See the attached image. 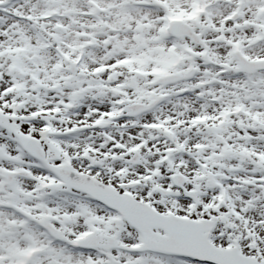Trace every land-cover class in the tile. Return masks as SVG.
<instances>
[{
  "label": "bare ground",
  "instance_id": "6f19581e",
  "mask_svg": "<svg viewBox=\"0 0 264 264\" xmlns=\"http://www.w3.org/2000/svg\"><path fill=\"white\" fill-rule=\"evenodd\" d=\"M171 6L176 8L177 5L183 6L187 3V0H170ZM227 3L226 0H222ZM257 1V0H255ZM64 0H57L56 6H61ZM102 2V0H101ZM55 3V2H53ZM103 3V2H102ZM228 3L233 6L235 1L229 0ZM104 4V3H103ZM190 4V2H189ZM39 5V4H37ZM82 3L74 0L73 7H81ZM19 8V7H17ZM22 11H27L28 8L20 7ZM74 10V8H71ZM153 11H143L138 9L125 10L119 14H117V18H114V24H121L124 28L129 25H134L135 27H139L141 22H139V18L150 19ZM246 14L248 16L251 15L250 6L246 7ZM183 15V14H182ZM1 17V15H0ZM214 18H217L216 22H209V25H212L215 30L226 31L230 33V37L228 40H237L241 43V40H244L246 36L237 35L234 28H231L230 25H226L225 23H219V15H216V11L214 13ZM1 19V18H0ZM151 20V19H150ZM197 20V19H196ZM253 20V19H252ZM86 21V20H84ZM81 19L75 18L71 16L69 18V23L72 25L71 29L68 32H57V36L60 37V44L63 42H67L64 45L63 52L66 54L75 51V49L79 47L80 44H85L90 39L79 38L77 35L78 29L74 30V27H80V22H84ZM254 21V20H253ZM198 24V21L194 23V25ZM8 30L11 35H13V39L7 40L6 36L0 33V47L5 46L9 48L10 51L6 56L0 55V73H2V78L4 80H9L13 78V74H8L5 71L6 62H14L16 64V71L13 73H21L26 71L35 72L39 77V86L40 90H44V84L47 79L50 77H56L61 75L60 70L56 69L55 66L52 67V63L50 59L54 57V53L50 51H40L39 50V41L37 38L31 33L29 29L26 28L24 24H19L16 26L12 21H8L7 23ZM224 28V29H222ZM153 27L149 30L141 29L140 38L138 42L135 44L134 40L126 39L125 37L119 38V40L114 43L102 45L100 43H88L84 47L85 55L81 59V63L84 67L89 65H94L96 62L100 63L105 61L109 53L114 55L125 54V53H133V50L139 48V52H145L143 61L144 62H135L137 66L141 67H150L151 69H160L162 64H164L169 58V53L165 52V49L159 47V49H154L157 47L151 40L153 35V31H151ZM247 30L253 32V28L250 29L249 26L246 27ZM255 31H258V27H255ZM147 37H150V40H146ZM20 43L24 47L22 54H17L13 51L14 44ZM227 42L221 43L219 45L212 46V57L217 55L216 49H224V45ZM126 46V47H123ZM264 47V43L260 46H257L252 50V55H258L262 52V48ZM80 48V47H79ZM145 48V49H141ZM82 48H80L81 50ZM134 54V53H133ZM148 56V57H147ZM180 57V55H177ZM93 57V58H92ZM120 59V58H119ZM150 59V61H147ZM215 59V58H213ZM199 62V57L194 58L190 61L189 64L197 65ZM86 65V66H85ZM198 67V69H197ZM196 67V71L198 74L205 78L208 75V72L204 69H200V66ZM109 71L113 74V78L110 77L109 80H114L119 83L118 89H122L124 91L118 92V95H129V99L135 97L138 92L144 91L145 82L149 80V78H145L143 76H136L130 72L129 64L126 67H109ZM79 71V70H78ZM98 73V71L96 72ZM215 74H211V78H218V84L214 87H204L200 88V93H203L204 97H208L210 93H213L214 96H219L220 100L215 103V101L211 100L202 104L194 103V99L191 97H186L181 99L180 101H172L165 108L166 111L172 110L174 115H179L178 119L181 123H183V119H185L190 113L201 110V111H217L218 108H222V113H228L229 110H226V106L232 103H241L244 102V106L246 111L241 116H226L224 120H221L219 123L209 122L207 124H203L202 127L193 128L191 130L184 128L183 124L180 126H176L173 130L174 133H164L161 135H168L169 139L177 144V136H188L190 137V142L193 140V143L196 142V146L200 147L199 150L193 149L194 146H189L186 152L182 155L180 152H173L174 161L168 162L166 167L163 169V172L158 175L156 180L152 183L143 182L141 180V173L136 172L138 167L133 169H127L126 176L127 178L134 181L137 185L134 187L133 192L135 195L140 197L141 199L146 198L145 189L148 190L156 189L157 187L166 185V174L164 171L169 170L171 172H181L183 173L186 179V186L190 188V186H194L197 189L198 195L202 198L203 195H210L211 199L207 204L210 205V210H219L217 213L219 215H223L221 217H225L230 226L236 229L235 225L242 224L243 221H240L241 218L247 217V220L251 223L255 218L258 219L260 217H264V208L260 207L258 204L259 199L264 196V186L259 184H253L254 178L249 173L253 172L250 166V160H254L257 170H264V157L258 159V152L264 153V136H261V130H258V126L264 123V74H258L255 78L249 77L250 80L248 83L242 82V76L238 78H232V75H228L229 79L223 78V75L214 76ZM17 82L20 80L18 78H13ZM102 80L98 78V75H93L90 72L83 74L82 76L75 75L74 82H76V86L81 89L79 94L71 93V86H68V91L65 89H60L56 91L52 96H45L43 99L41 96L38 98L42 100L48 101H31L37 105L43 104H53L58 103L54 102L60 99H74V100H86L85 96L87 93H92L91 91L94 88H98V81ZM21 82H25L21 80ZM109 82V81H107ZM107 82H104L106 84ZM146 82V83H147ZM103 83V82H101ZM194 84V83H192ZM191 84V85H192ZM189 85V86H191ZM104 86H102L103 88ZM178 87V86H177ZM43 89V90H42ZM172 89L171 87L167 88V90ZM179 89V88H178ZM160 91V90H159ZM17 94L14 96H18ZM26 96V95H22ZM97 104H101V102H107L109 98L108 94L102 90L101 88L97 90L95 94ZM243 106V105H242ZM243 106V107H244ZM155 113H153L154 116ZM178 121H175L176 124ZM248 130L253 136L247 133ZM109 135H116L118 138L122 139L124 143L128 140L126 139L127 133L116 132L109 130ZM153 135V134H151ZM158 136V137H157ZM153 136L155 140L160 137V135ZM74 143H69L67 141L62 142V147L68 150L70 153L79 150L80 144L84 143V136L74 137ZM164 138L160 137L159 139ZM263 138V139H262ZM263 141L262 144H259V140ZM132 141V140H131ZM130 141V142H131ZM92 144H97L96 141H92ZM250 146L249 151L251 153L245 151V148ZM0 146L2 149L10 148L9 145H5L4 142L0 141ZM151 148L149 147L146 153H143L140 156V164H151L153 160V153L157 152L158 149H161L160 146L152 149V152L149 151ZM252 149V150H251ZM223 153L224 156H221L219 153ZM168 161V160H167ZM166 161V162H167ZM196 161L201 162V166L195 165ZM10 162V160H9ZM165 162V163H166ZM107 163L110 166L109 161ZM198 168V169H196ZM147 168H143V171H146ZM197 170H202L205 174L208 175L209 179H213L211 183H208L207 179L205 182H201L198 179ZM102 171V172H101ZM107 167L103 165L101 169H97L98 173L107 172ZM239 173L240 175H237ZM124 174V172H123ZM109 180L114 181V177L111 178L109 174H104ZM30 179L32 178L31 175ZM234 177L241 180V185H239V190H234V185L226 184L223 182L224 179ZM206 187V188H205ZM205 188V189H204ZM218 189V194H214V192ZM220 189H226L228 193L227 198H223V203L219 206L213 204L212 201L217 203V196L220 194ZM152 201L153 207L157 208L159 212L164 213L165 209H172V212H176L179 215H183L185 212L192 213L195 209L188 208L187 203L183 202V200H165L162 196L156 194V199L152 193ZM35 200V199H30ZM77 206L81 209V213H77L75 210L65 211L67 217H60L58 221L61 234L69 235L70 234V226L72 225V231L76 229H81L86 225L92 223L93 225L100 227V231L102 234L116 230L118 233L119 241L117 242V246L120 249L123 248L122 241L131 240L134 238V235L131 232L124 233L123 229L118 231L115 224L109 223L105 220L103 216H95L92 212L96 210L89 207L84 201L77 202ZM205 205V204H204ZM206 206V205H205ZM197 210V209H196ZM232 210H234V214L232 216ZM230 212L231 214L227 217L225 215L226 212ZM215 212V211H213ZM217 215V214H216ZM232 216V217H231ZM7 217V213L0 211V264H15L16 259H20V253L22 252V248L26 244L32 243V247L41 246L43 236L38 234H33L34 231L32 228H29L27 231H21L20 233L16 230L13 231H5L3 228V223L5 218ZM238 219L239 221L235 220ZM240 229L235 230V234L233 236L237 237L235 245H239L241 247L248 246L249 242H245L240 238L239 233H237ZM63 231V232H62ZM115 232V231H113ZM24 236H23V235ZM255 242H257V238L254 233L251 232ZM59 238V237H57ZM215 241H225L228 238L226 236L221 235L220 231L217 230V233L213 235ZM212 238V239H213ZM233 239V238H230ZM121 241V243H120ZM64 242L58 239V243L54 245L51 249L43 248L41 253L36 256V258L31 262H24L23 264H81L84 261L83 254H73L68 252V248L64 247ZM258 244L264 246V239L262 241L258 240ZM119 259H122V262L113 260L111 264H178L169 259H163L158 256H145V257H133L126 254H119ZM15 261V262H14ZM21 261V259H20ZM104 262L99 258L92 261V264H103Z\"/></svg>",
  "mask_w": 264,
  "mask_h": 264
},
{
  "label": "rangeland",
  "instance_id": "374dc122",
  "mask_svg": "<svg viewBox=\"0 0 264 264\" xmlns=\"http://www.w3.org/2000/svg\"><path fill=\"white\" fill-rule=\"evenodd\" d=\"M41 13V12H40ZM82 30V28H78V31H81ZM17 44V43H16ZM16 44H14V45H16ZM225 47L227 48V47H229L228 46V44L227 45H225ZM198 50H199V48H198ZM130 53V52H129ZM129 53H127L126 55H128ZM118 57H120V56H118ZM107 61L108 62H111L112 61V59L111 58H109V59H107ZM110 77V75L109 74H104L101 78H102V80L101 81H103V83L104 82H107V81H109V82H107V84L106 85H111V87H113V84H111V83H113L114 82V80H109L108 78ZM100 84H102V83H100ZM0 87H2V85H0ZM102 89V90H104V88H102L101 87V85L100 86H98V89ZM97 89V90H98ZM145 90V89H144ZM233 105V104H232ZM17 107V106H16ZM20 111L18 110V112H16V113H19ZM47 118V117H46ZM30 119H28V120H24V121H19L18 122V126H19V128H21L22 129V131H24V132H27V131H30V126H29V123H28V121H29ZM33 120H30L29 122H32ZM43 124V121H41L40 122V125H42ZM13 129H14V125H13ZM17 130H18V128H16ZM7 130H3V129H0V139L2 140V141H4L6 144H8L10 147H11V150H12V152H15V147L13 146V144H10L8 141H7ZM114 139H116V137H113V138H111L110 139V143H113V141H115ZM130 145H132L131 144V142H129V143H126L124 146L125 147H128V146H130ZM16 151H17V149H16ZM55 156H56V158L58 159V158H60L61 157V153H60V151L58 150V149H56V152H55ZM92 158H94V156H91ZM115 168V167H114ZM157 193L158 194H160V192H158L157 191ZM161 195V194H160ZM73 201H76V199L73 197ZM78 202V201H77ZM202 202V201H201ZM200 204V203H199ZM71 208H73L72 206H71ZM234 214V213H233ZM233 216V215H232ZM224 220V219H223ZM243 227V225L241 226V228ZM71 235V234H70ZM131 241H134V240H131ZM251 252H253V251H251Z\"/></svg>",
  "mask_w": 264,
  "mask_h": 264
}]
</instances>
